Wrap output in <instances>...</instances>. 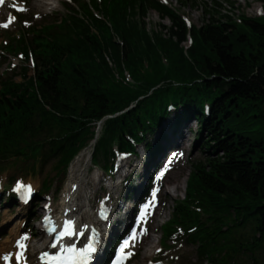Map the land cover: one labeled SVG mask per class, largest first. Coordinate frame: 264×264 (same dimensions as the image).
Masks as SVG:
<instances>
[{
	"label": "trees",
	"instance_id": "trees-1",
	"mask_svg": "<svg viewBox=\"0 0 264 264\" xmlns=\"http://www.w3.org/2000/svg\"><path fill=\"white\" fill-rule=\"evenodd\" d=\"M221 1L201 2L202 24L188 26L159 0H69L64 16L8 37L6 53L24 62L19 81L0 76V172L53 161L65 175L87 147L106 175L116 150L136 157L141 145L154 164L194 121L201 158L161 226L162 250L172 241L193 247V264H264V0L261 16L236 19ZM152 11L170 24L149 31ZM49 188L44 179L28 213Z\"/></svg>",
	"mask_w": 264,
	"mask_h": 264
},
{
	"label": "rangeland",
	"instance_id": "rangeland-1",
	"mask_svg": "<svg viewBox=\"0 0 264 264\" xmlns=\"http://www.w3.org/2000/svg\"><path fill=\"white\" fill-rule=\"evenodd\" d=\"M38 1L45 0L5 1L2 12L4 19L0 21V50H2L0 51V76H4L7 72L8 78H14L16 81L21 79L17 74L20 71V67L23 66L22 62L24 60L17 57V55L6 53L2 44L9 41L8 37L16 36L19 30L24 32L31 27H37L35 29H38L43 24L54 22L60 15L64 16L67 14L64 3L68 2V0H55L53 6L49 8L36 7L35 4ZM160 1L164 4L172 5L178 10L182 19L188 25L195 26H200L203 21V6L201 2H210V0H195V2L190 0ZM179 2L184 5L179 4ZM221 4L223 8L220 13L231 14L234 19L241 15L252 18L263 14L259 0H222ZM145 17V23L149 31L154 29L159 31L160 26H168L170 24L168 20H161L160 16L154 11L149 12ZM5 24H7V27L4 26ZM184 45L187 46V44ZM27 64V75L31 76L34 67L31 62ZM196 131L197 126L194 121L185 123V126L181 127L180 132L172 138L176 144L172 143L171 146H175L172 148L166 147L164 152L157 156L154 166L147 174L145 173L146 178H144L145 171L143 168L146 163V152H144L141 145L137 146L138 156H130L128 160L123 161L120 159V163L115 162L114 173L109 176H104L101 168L91 165L92 149L90 147L85 148L74 158L68 166L65 175L62 173L56 174L52 170L53 161L44 163V166L38 168L35 174L28 172V165L16 166L11 163L7 164L4 166L5 169L0 172V184L2 187L0 190V248L3 240L9 237L11 242L8 243H10L12 248L11 252L7 253L4 247L5 251L0 252V255L7 257L11 262L17 261V258L13 256L15 253L20 254L21 259L28 260L29 254L28 250L24 251L25 246L43 239L40 235L43 227L41 221L42 219L44 220L46 212H51L54 216L57 215L59 211L57 205L66 194L65 190L71 185L69 174L72 165L76 162L74 180L76 182L88 181L94 184L97 183L96 187L92 185L87 189V196L92 200V212L97 213L99 210L110 211L111 215L109 218L111 236L104 238L96 261L93 264H101L104 259L103 253L107 255L110 252L113 241L121 237L123 231L130 225L134 217L133 214L136 211L137 202H133L131 200L132 197L126 198L128 189L124 185L126 183L125 180L129 181L130 179L135 182V185L140 183L142 189L146 192V196L153 197L152 193L159 190L155 196L157 206L144 225L145 230L142 238L128 250L131 255H129V260L126 264H193L196 259L193 247H185L182 244L174 245L172 241L167 243L168 249L161 250L160 247L161 242H163L161 226L171 217L174 202L183 198L190 164L201 158V153L197 149L195 141ZM123 164H128V168H125ZM8 178L12 179L10 186L6 185ZM44 179L49 180V192L39 197L37 204L32 207V211L30 210L29 213L24 205L12 207V205L7 204L5 197H2L7 195L6 191H10L14 181L13 186L15 183H20L24 186H30L35 192H39ZM171 181L176 182L177 188L175 190ZM149 182L150 185L147 186ZM123 202H126L123 205V208H127L125 210L120 208ZM44 204L52 206L50 211H47ZM38 207L41 209L40 211H37ZM72 217L80 219L82 212ZM85 222L81 221L80 224L83 225L79 224L78 228L80 231H84L86 228L87 224ZM102 228H104V225ZM31 234L38 236V239H35L36 237L34 239L30 238L29 235ZM20 244H23L24 247L21 248ZM145 250H147L146 254L144 253ZM178 256L183 259L182 262L177 260Z\"/></svg>",
	"mask_w": 264,
	"mask_h": 264
},
{
	"label": "bare ground",
	"instance_id": "bare-ground-1",
	"mask_svg": "<svg viewBox=\"0 0 264 264\" xmlns=\"http://www.w3.org/2000/svg\"><path fill=\"white\" fill-rule=\"evenodd\" d=\"M4 2L5 1L3 0V3H0V21L4 19L2 14ZM54 2L55 0L38 1L36 2L35 6L38 8H42V7L49 8L53 6ZM75 166H76V162L72 165L69 174V180L71 182V185L65 190L66 194L62 197L61 201L57 205L59 207V211L57 212V215L52 216L47 222H44L43 219H42L43 223L41 221L43 227L41 228L42 231L40 235L42 236L43 239L35 241L34 243L32 242V244L25 246V250L23 249L25 252L26 250H28V254H29L28 260L27 261L25 260L28 263L41 259L42 252L62 246V244L65 242L64 239L56 240V238L61 236V234L65 230L64 225H69V223H71V227L73 228V231H75L78 229V226L81 223V221L82 222L86 221L85 224H87V226L84 230L93 231L94 235L96 234V236L99 237L100 243L103 242L104 238L111 236L110 222L108 221L105 222L107 216L105 215L103 210H99V212L93 213L92 200L89 196H87L88 187H91L92 185L96 187L97 183L94 184L88 181L76 182V180H74V176L76 172L74 169ZM171 184L174 186L173 189L175 190L177 188L176 182L171 181ZM148 185H150V182L149 184H147V186ZM44 205L46 206V204ZM51 207L52 206L50 204L46 206L47 209H50ZM40 210L41 209L38 207L37 211ZM79 212H82V217H80V219L72 217L73 215H78ZM51 219H53L54 226L52 228H49L48 225L52 224L50 222ZM103 225L104 228H102ZM82 232L83 231H81L80 233ZM32 236L34 235L32 234L29 235V237L33 239L36 237V236L34 237ZM35 239H38V236ZM8 242H11L10 237L3 240L1 245L2 247L0 248L1 253L5 251V249L7 250V253L11 252L12 246ZM53 244H55L56 247H52ZM146 252L147 250H145L144 253L146 254ZM14 257L20 258V254H14ZM4 258H5L4 256L0 255V260H3Z\"/></svg>",
	"mask_w": 264,
	"mask_h": 264
},
{
	"label": "snow or ice",
	"instance_id": "snow-or-ice-1",
	"mask_svg": "<svg viewBox=\"0 0 264 264\" xmlns=\"http://www.w3.org/2000/svg\"><path fill=\"white\" fill-rule=\"evenodd\" d=\"M0 3H3V0H0ZM19 10H23V9H19ZM10 22H11V21H10ZM4 26L7 27V24H5ZM17 190H18V191H19V190H23V191H25V192H27V193H30V192H31V188H30V186H24V185H21V184H19V183H18V188H17ZM67 227L70 229V228H71V223H69V225H68ZM69 234H70V232H69L68 230H65V231L61 234V239L63 238V236H66V235H69ZM131 239H132V240H135V239H136L135 234L132 235ZM58 242H59V241H58ZM19 246H20L21 248L24 247L23 244H20ZM52 247H56V245L53 244ZM128 247H129V241L126 240V241L123 243L122 248L120 249L121 253L123 254L124 249H126V248H128ZM67 251H74V248H71V247H70V248L67 249ZM92 251H94V247L90 245L89 247H87L86 249H84L83 252L79 253V256H80V258H84V259H86V253H90V252H92ZM129 255H131V253H129ZM121 258H123V257H121Z\"/></svg>",
	"mask_w": 264,
	"mask_h": 264
}]
</instances>
